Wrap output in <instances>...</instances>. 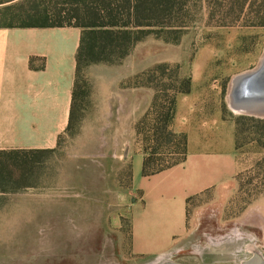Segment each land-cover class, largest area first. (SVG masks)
Instances as JSON below:
<instances>
[{"label": "rangeland", "instance_id": "rangeland-1", "mask_svg": "<svg viewBox=\"0 0 264 264\" xmlns=\"http://www.w3.org/2000/svg\"><path fill=\"white\" fill-rule=\"evenodd\" d=\"M263 53L264 28L208 26L201 10L178 44L148 36L120 62L83 63L73 119L58 148L35 155L32 175L21 183L27 187L0 195V264H149L162 258L131 250L133 165L154 151L152 128L163 126L178 79L208 81L212 98L218 91L223 113L235 121L241 113L228 106L230 81L255 68ZM159 64L168 65L164 73H148ZM176 149V140L165 143L158 157ZM260 156L243 138L235 191L223 204L211 193L190 202L188 235L167 260L241 264L252 250L264 256V196L248 204L241 188Z\"/></svg>", "mask_w": 264, "mask_h": 264}, {"label": "crops", "instance_id": "crops-1", "mask_svg": "<svg viewBox=\"0 0 264 264\" xmlns=\"http://www.w3.org/2000/svg\"><path fill=\"white\" fill-rule=\"evenodd\" d=\"M81 33L75 26L0 27V151L58 148L74 111ZM191 79L190 93L176 96L171 125L186 136L185 162L149 177L142 176V155L133 165L136 256L177 251L188 235V199L211 193L223 204L236 188L234 121L223 113L218 91L212 98L208 81Z\"/></svg>", "mask_w": 264, "mask_h": 264}, {"label": "trees", "instance_id": "trees-1", "mask_svg": "<svg viewBox=\"0 0 264 264\" xmlns=\"http://www.w3.org/2000/svg\"><path fill=\"white\" fill-rule=\"evenodd\" d=\"M203 10L206 24L214 27L264 28V0H0V27L45 28L75 26L81 28L80 45L76 53V85L74 104L78 101V78L83 63L120 62L133 48L148 36L165 43L178 44L185 31L196 21ZM66 16L67 21H62ZM26 18L19 24L7 23L9 19ZM166 64L156 65L148 73L160 70ZM177 94L191 91V77L178 79ZM137 87L144 84H136ZM176 98L171 100L163 126L152 128V153L145 154L142 176L149 177L186 160V136L175 133L172 121ZM73 119V113L71 121ZM70 121V125H71ZM235 147L243 138L261 151L251 168L252 178L241 185L248 193V204L264 196V119L240 115L234 121ZM70 127V126H69ZM165 134L163 139L161 134ZM163 139V140H162ZM177 141L176 152L170 157H158L165 143ZM34 151H0V191L15 192L23 181L32 175L37 164ZM235 177L238 184L240 180ZM23 184L21 187H27ZM11 193V192H10ZM198 197L188 199V204Z\"/></svg>", "mask_w": 264, "mask_h": 264}, {"label": "water", "instance_id": "water-1", "mask_svg": "<svg viewBox=\"0 0 264 264\" xmlns=\"http://www.w3.org/2000/svg\"><path fill=\"white\" fill-rule=\"evenodd\" d=\"M226 100L228 106L240 110L241 115L264 119V53L255 68L231 79ZM160 264L182 263L165 259ZM241 264H264V256L252 250L251 256Z\"/></svg>", "mask_w": 264, "mask_h": 264}, {"label": "bare ground", "instance_id": "bare-ground-1", "mask_svg": "<svg viewBox=\"0 0 264 264\" xmlns=\"http://www.w3.org/2000/svg\"><path fill=\"white\" fill-rule=\"evenodd\" d=\"M230 109H231L232 111L236 112V113H241L240 110L233 109L232 107H230ZM167 256H169V254L164 255V256H162V258H158V259H156L155 261H153V262H151V263H149V264H160V263H162V261H164L165 259H169V258H167Z\"/></svg>", "mask_w": 264, "mask_h": 264}]
</instances>
